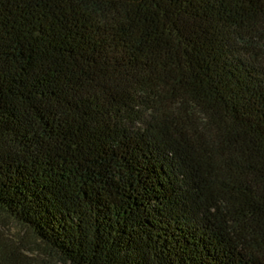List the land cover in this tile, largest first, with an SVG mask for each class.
<instances>
[{
  "label": "trees",
  "instance_id": "obj_1",
  "mask_svg": "<svg viewBox=\"0 0 264 264\" xmlns=\"http://www.w3.org/2000/svg\"><path fill=\"white\" fill-rule=\"evenodd\" d=\"M0 211L68 264H264V0H0Z\"/></svg>",
  "mask_w": 264,
  "mask_h": 264
},
{
  "label": "rangeland",
  "instance_id": "obj_2",
  "mask_svg": "<svg viewBox=\"0 0 264 264\" xmlns=\"http://www.w3.org/2000/svg\"><path fill=\"white\" fill-rule=\"evenodd\" d=\"M0 245L16 264H68L27 227L0 211Z\"/></svg>",
  "mask_w": 264,
  "mask_h": 264
}]
</instances>
